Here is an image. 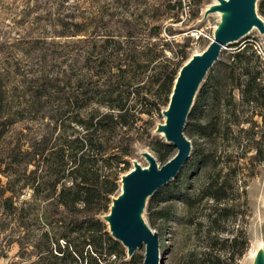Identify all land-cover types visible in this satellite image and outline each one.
Returning a JSON list of instances; mask_svg holds the SVG:
<instances>
[{"label":"trees","instance_id":"trees-1","mask_svg":"<svg viewBox=\"0 0 264 264\" xmlns=\"http://www.w3.org/2000/svg\"><path fill=\"white\" fill-rule=\"evenodd\" d=\"M174 3L179 10H103L60 21L61 36L74 40L54 48L38 38L0 43V142L18 123L43 129L29 150L18 147L6 155L5 165L17 168L16 184L30 190L29 201L15 204L0 191L3 218L20 227L31 222L39 233L31 264H102L109 257L112 264L142 263L135 253L123 260L101 217L120 175L129 171L134 142L152 141L162 165L171 153L150 131L186 59L185 42H175L159 24L180 21L182 2ZM256 11L264 17V0ZM187 117L184 130L199 143H193L187 165L201 169L212 162L218 151L206 144L213 140L239 147L237 156L252 151L257 160L264 151V133L254 132L257 119L264 126V52L247 42L224 63L215 62ZM20 165L32 169L18 173ZM220 172L197 194L206 210L203 222H185L196 244L181 264H237L248 248L244 185L236 186L235 172ZM170 201L182 202L187 214L194 203L182 184L168 181L147 207Z\"/></svg>","mask_w":264,"mask_h":264},{"label":"rangeland","instance_id":"rangeland-1","mask_svg":"<svg viewBox=\"0 0 264 264\" xmlns=\"http://www.w3.org/2000/svg\"><path fill=\"white\" fill-rule=\"evenodd\" d=\"M180 1L182 2V10L183 3L186 0ZM187 1L189 2V16L183 17L179 22H173L172 19H169L159 23L162 29L169 28L173 32L175 42L178 44L185 42L187 45L185 49L186 59L182 64L187 62L190 57L200 54L206 48L224 16L218 11H210L211 8L217 5L218 0ZM257 1L255 0L254 11L264 23V17L259 16L256 11ZM174 2L175 0H0V43L12 42L21 44L38 38L45 41L43 43L44 46L48 45L54 48L53 44H67L74 40L61 36L58 27L60 21L73 19L74 16L77 18L73 20L78 21L92 12L103 10H179ZM247 42L254 45L258 52H264V34H259L253 29L236 43L225 46L220 51L215 62L224 63L232 50ZM193 102L194 98L192 104ZM166 107L162 106L159 112L151 119L150 135L153 137V141L158 139L164 142L163 134L157 133L156 129L157 126L164 125L165 118L162 112ZM187 122L188 117L185 119V125ZM257 122L258 125L254 129L256 136L259 133H264V126L261 125L262 123H260L259 119H257ZM184 127L182 136L189 143L190 155L193 143L197 145L199 143L194 137H189L186 134ZM42 134L43 129L40 123L23 122L11 127L0 142V191L3 192L5 197L12 196L15 204L29 201L30 190L28 187L21 188V183L16 184L17 172L14 171L17 168L16 166L5 165L7 161L6 155L9 151L14 150L15 152L18 147H21L22 150H29L28 146L32 141L39 138ZM152 144L150 140L137 141L132 144L129 170L134 165L141 168L147 167V162L142 153H148L153 157L157 167L162 165L161 162L157 161L155 153L151 150ZM243 144L244 142L241 143V145ZM206 146L218 151L213 156L214 160L212 162L200 169L187 165L186 163L189 159L187 158L176 176L170 180L182 184L186 194L193 198V208L189 214H187L184 204L180 201L159 203L148 208V198L140 211L139 218L142 223L149 231L157 235L158 255L161 264H181L185 254L196 244V238L193 236V227L188 226L185 222L191 221L193 224L203 222L202 216L206 213V210L203 209L204 203H197V194L209 177L216 174L218 169L222 171L220 174L235 172L236 186L241 189L244 185L246 195L248 217L246 218L245 232L248 248L236 263L256 264L262 262L264 264V151L257 158L260 161H257L251 158L253 156L252 151L244 155H235V146L231 145V142L213 140ZM240 150L238 147L236 153H240ZM174 153L175 150L171 149V153L167 158L172 157ZM20 169H23V171H20ZM31 169V165H26L25 168L20 165L18 173L24 172L26 175ZM229 169L231 170L228 171ZM124 174L119 177L118 190L113 198L120 194V178ZM108 211L109 209L107 213ZM107 213L102 215L101 220L108 230L107 223L104 221ZM30 224L31 222L26 221V225L20 227L11 219L3 218L0 213V264L32 263L37 251L35 247L41 245L39 233ZM230 228L232 226L229 225ZM222 236L224 237V234ZM120 247L124 252L123 260H126L128 258L126 249L121 245ZM51 250L53 251V249ZM134 253L143 256L144 248L141 247L135 250ZM102 264H112L111 257L104 258Z\"/></svg>","mask_w":264,"mask_h":264},{"label":"water","instance_id":"water-1","mask_svg":"<svg viewBox=\"0 0 264 264\" xmlns=\"http://www.w3.org/2000/svg\"><path fill=\"white\" fill-rule=\"evenodd\" d=\"M254 5L255 0H218V5L211 8V12L223 13V19L206 48L200 54L190 57L179 69L167 107L162 112L164 125L156 129L157 133L163 134L164 143L175 153L159 167L153 157L142 153L147 167L134 165L120 178V194L111 200L104 221L111 239L126 249L128 257L135 250L144 248L141 264H161V260L157 235L142 223L140 211L145 200L172 180L188 158L189 143L182 136L185 119L201 81L217 60L220 51L236 43L253 28L259 34H264V24L255 14Z\"/></svg>","mask_w":264,"mask_h":264},{"label":"built area","instance_id":"built-area-1","mask_svg":"<svg viewBox=\"0 0 264 264\" xmlns=\"http://www.w3.org/2000/svg\"><path fill=\"white\" fill-rule=\"evenodd\" d=\"M188 8H189L188 3L187 2L183 3V8H182L181 14H180V21L183 19V17L188 16V12H189Z\"/></svg>","mask_w":264,"mask_h":264},{"label":"bare ground","instance_id":"bare-ground-1","mask_svg":"<svg viewBox=\"0 0 264 264\" xmlns=\"http://www.w3.org/2000/svg\"><path fill=\"white\" fill-rule=\"evenodd\" d=\"M217 5H218V2H217ZM219 13H220V14H223V13H221V12H219ZM219 16H220V15H219ZM263 24H264V23H263ZM253 29H254V28H253ZM253 29H252V30H253ZM252 30H251V31H252ZM262 259H263V258H262Z\"/></svg>","mask_w":264,"mask_h":264}]
</instances>
